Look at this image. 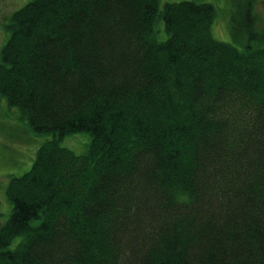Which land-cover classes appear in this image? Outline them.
I'll use <instances>...</instances> for the list:
<instances>
[{
	"label": "trees",
	"instance_id": "trees-1",
	"mask_svg": "<svg viewBox=\"0 0 264 264\" xmlns=\"http://www.w3.org/2000/svg\"><path fill=\"white\" fill-rule=\"evenodd\" d=\"M229 2L243 49L200 0L12 12L0 97L52 137L9 178L0 264H264V28ZM76 132L84 154L61 143Z\"/></svg>",
	"mask_w": 264,
	"mask_h": 264
},
{
	"label": "rangeland",
	"instance_id": "rangeland-1",
	"mask_svg": "<svg viewBox=\"0 0 264 264\" xmlns=\"http://www.w3.org/2000/svg\"><path fill=\"white\" fill-rule=\"evenodd\" d=\"M32 0H0V51L9 37L5 26L9 23L12 12ZM181 0H160L162 8L166 2ZM199 1V0H198ZM212 3L217 8V17L212 26V33L218 40L231 42L239 49L244 45L233 41L230 33V0H200ZM256 13L259 16L258 27L264 28V0H256ZM160 36L166 33L163 24L160 25ZM52 136L38 134L33 131L27 121L20 118L17 107L10 106L5 98L0 97V227L8 221L12 205L8 200L6 187L11 176H20L32 167L39 147ZM91 142L90 134L76 132L66 135L61 143L78 154H84ZM21 237L13 240L11 248L15 247Z\"/></svg>",
	"mask_w": 264,
	"mask_h": 264
}]
</instances>
